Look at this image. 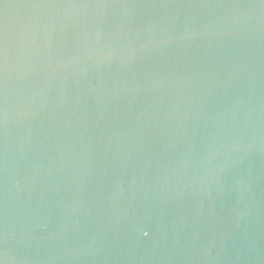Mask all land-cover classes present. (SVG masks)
I'll return each instance as SVG.
<instances>
[{
	"label": "water",
	"instance_id": "1",
	"mask_svg": "<svg viewBox=\"0 0 264 264\" xmlns=\"http://www.w3.org/2000/svg\"><path fill=\"white\" fill-rule=\"evenodd\" d=\"M0 264H264V0H0Z\"/></svg>",
	"mask_w": 264,
	"mask_h": 264
}]
</instances>
